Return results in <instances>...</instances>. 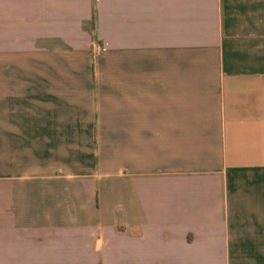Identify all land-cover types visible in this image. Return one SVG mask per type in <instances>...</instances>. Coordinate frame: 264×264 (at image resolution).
<instances>
[{
    "label": "crops",
    "instance_id": "1",
    "mask_svg": "<svg viewBox=\"0 0 264 264\" xmlns=\"http://www.w3.org/2000/svg\"><path fill=\"white\" fill-rule=\"evenodd\" d=\"M0 264H264V0H0Z\"/></svg>",
    "mask_w": 264,
    "mask_h": 264
}]
</instances>
